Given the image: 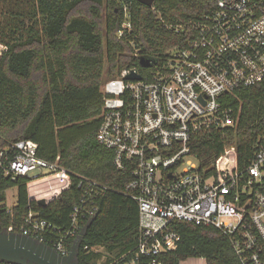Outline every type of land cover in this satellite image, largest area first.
Listing matches in <instances>:
<instances>
[{
  "label": "trees",
  "instance_id": "trees-1",
  "mask_svg": "<svg viewBox=\"0 0 264 264\" xmlns=\"http://www.w3.org/2000/svg\"><path fill=\"white\" fill-rule=\"evenodd\" d=\"M124 4L133 25L130 38L118 36ZM214 7L212 0H155L152 6L137 0H0V40L6 45L0 56V151L33 140L40 157H60L71 174L69 188L45 206L30 197L28 178L0 177V231L11 225L17 229L30 210L65 231L75 207L85 214L96 207L93 216L82 218V227H88L79 262L94 264L98 247L131 260L140 233L139 205L126 194L131 169L118 168L114 151L97 139L104 105L101 86L106 78L138 65L132 40L143 55L162 52L185 38L169 24L197 19ZM236 93L227 105L241 108L237 123L198 131L190 142L200 168L218 176L230 153L236 152L240 167L247 166L264 137V80ZM81 177L96 182V190L86 194ZM12 187L17 201L9 212L5 191ZM173 224L181 241L162 257L164 264L189 258L241 264L223 231L186 221ZM72 242L67 241L69 249Z\"/></svg>",
  "mask_w": 264,
  "mask_h": 264
},
{
  "label": "built area",
  "instance_id": "built-area-1",
  "mask_svg": "<svg viewBox=\"0 0 264 264\" xmlns=\"http://www.w3.org/2000/svg\"><path fill=\"white\" fill-rule=\"evenodd\" d=\"M212 1L215 7L197 19L167 26L185 36L178 45L143 55L132 40L138 65L124 68L101 87L97 139L114 151L118 168L131 169L126 194L137 201L140 214L133 257L110 258L107 264H164L162 257L181 241L176 221L215 227L230 238L241 264H264V137L247 166L240 167L236 152L230 153L222 176L187 161L195 157L190 146L194 133L235 125L241 108L227 105L229 98L264 80V0ZM124 5L118 36L130 38L133 25ZM142 56L150 59L149 67L140 65ZM131 74L141 78H128ZM37 149L28 139L1 150L0 177L28 178L30 197L48 203L69 188L71 174L60 157L49 161ZM82 185L86 194L98 186L85 177ZM41 191L45 196L37 195ZM14 204L7 205L9 212ZM80 211V206L74 208L65 231L34 210L17 229L11 225L5 230L46 244L50 240L68 255L67 241L74 244L84 229L82 218L93 216L96 207Z\"/></svg>",
  "mask_w": 264,
  "mask_h": 264
},
{
  "label": "water",
  "instance_id": "water-1",
  "mask_svg": "<svg viewBox=\"0 0 264 264\" xmlns=\"http://www.w3.org/2000/svg\"><path fill=\"white\" fill-rule=\"evenodd\" d=\"M142 4L152 6L155 0H137ZM140 65L149 67L150 59L140 57ZM128 78L140 79L141 75L131 74ZM38 203L42 206L47 204L45 199ZM87 226L81 235L75 240L68 255H62L54 247L39 241L38 239L8 230L0 231V261L16 264H81L79 262V247L84 239Z\"/></svg>",
  "mask_w": 264,
  "mask_h": 264
},
{
  "label": "rangeland",
  "instance_id": "rangeland-1",
  "mask_svg": "<svg viewBox=\"0 0 264 264\" xmlns=\"http://www.w3.org/2000/svg\"><path fill=\"white\" fill-rule=\"evenodd\" d=\"M5 49H6V45L0 40V56H1V53ZM107 79H109V78H106L103 81V84ZM187 161L192 162L193 164H195L197 166L199 165V162L195 157L189 156V157H187ZM6 193H7L6 194V196H7L6 197V203L8 206H12L17 201V188L16 187L9 188ZM37 195L38 196H45V191L37 192ZM47 198H49V195ZM51 198L52 197H50L49 199H51ZM94 250H96V252L100 253V256L98 257V259L96 261H94L95 262L94 264H107L108 260L110 258L116 259V256L114 254L109 253L106 249H104L102 247L95 248ZM182 264H207V262L204 258H189V259L183 261Z\"/></svg>",
  "mask_w": 264,
  "mask_h": 264
},
{
  "label": "crops",
  "instance_id": "crops-1",
  "mask_svg": "<svg viewBox=\"0 0 264 264\" xmlns=\"http://www.w3.org/2000/svg\"><path fill=\"white\" fill-rule=\"evenodd\" d=\"M181 264H182V262H181Z\"/></svg>",
  "mask_w": 264,
  "mask_h": 264
},
{
  "label": "flooded vegetation",
  "instance_id": "flooded-vegetation-1",
  "mask_svg": "<svg viewBox=\"0 0 264 264\" xmlns=\"http://www.w3.org/2000/svg\"><path fill=\"white\" fill-rule=\"evenodd\" d=\"M18 233V232H17Z\"/></svg>",
  "mask_w": 264,
  "mask_h": 264
}]
</instances>
